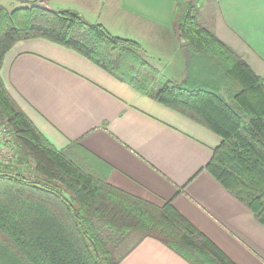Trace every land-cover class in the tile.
I'll return each mask as SVG.
<instances>
[{
  "label": "trees",
  "instance_id": "16d2710c",
  "mask_svg": "<svg viewBox=\"0 0 264 264\" xmlns=\"http://www.w3.org/2000/svg\"><path fill=\"white\" fill-rule=\"evenodd\" d=\"M209 0H173L174 23L187 59L185 79L167 80L138 43L112 35L72 9L0 5V72L18 42L44 39L84 56L117 80L218 135L208 170L264 225V81L249 64L199 24ZM217 1V0H214ZM226 95V96H225ZM0 120L16 158L32 159L39 178L0 172V264H120L98 237L95 220L117 236L138 232L191 264H235L172 205L162 207L86 174L58 152L12 99L0 75ZM54 182H58L70 193ZM55 203L57 209L51 205Z\"/></svg>",
  "mask_w": 264,
  "mask_h": 264
},
{
  "label": "crops",
  "instance_id": "0c3cea01",
  "mask_svg": "<svg viewBox=\"0 0 264 264\" xmlns=\"http://www.w3.org/2000/svg\"><path fill=\"white\" fill-rule=\"evenodd\" d=\"M38 1L57 11L75 10L138 43L163 77L185 79L173 0ZM213 31L264 81V0H217ZM0 75L58 152L84 156L109 185L131 196L159 207L171 203L235 264H264V225L208 170L222 143L218 135L44 39L14 45ZM120 264L191 263L144 238Z\"/></svg>",
  "mask_w": 264,
  "mask_h": 264
},
{
  "label": "rangeland",
  "instance_id": "374dc122",
  "mask_svg": "<svg viewBox=\"0 0 264 264\" xmlns=\"http://www.w3.org/2000/svg\"><path fill=\"white\" fill-rule=\"evenodd\" d=\"M183 1H188V0H182V2ZM39 3L40 1L38 0H0V5L5 9H7L9 12L20 8L30 7L31 5L39 4ZM216 5H217V1L209 0L207 3H204L203 5L199 6L197 10L199 24H201L204 27H207L209 30H213V20L216 12ZM15 156L13 157L12 165L9 170L11 173L20 174L22 177L26 179L39 178L36 171L35 162L32 159L26 160L27 163H20L18 162ZM65 158L67 159V161L71 162L74 166H76L86 174L95 172L90 167L88 160L86 163L84 156L79 155L77 157H74V156H70L68 153L65 154ZM54 184L59 189L64 191L65 196L67 198L71 196V194L66 192L65 188L62 185H60L58 182H54ZM51 206L57 209L55 203H53ZM94 222L97 227L96 231L98 232L97 234L98 237L106 244L107 250L111 252L116 259L124 255L126 251L130 249V247H132L134 244L138 243V241L142 237V235L138 232H130L128 234L122 235V237L117 236L119 238H115L113 234L111 235V232L107 228H105L101 223H98L96 220Z\"/></svg>",
  "mask_w": 264,
  "mask_h": 264
},
{
  "label": "built area",
  "instance_id": "2783aa9c",
  "mask_svg": "<svg viewBox=\"0 0 264 264\" xmlns=\"http://www.w3.org/2000/svg\"><path fill=\"white\" fill-rule=\"evenodd\" d=\"M13 142L10 128L0 120V172L12 165L13 157L16 155V146Z\"/></svg>",
  "mask_w": 264,
  "mask_h": 264
}]
</instances>
